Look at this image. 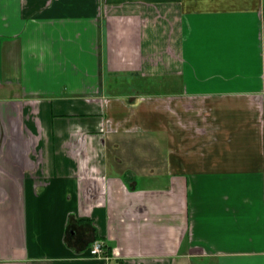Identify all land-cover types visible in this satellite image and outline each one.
<instances>
[{"label":"crops","instance_id":"0c3cea01","mask_svg":"<svg viewBox=\"0 0 264 264\" xmlns=\"http://www.w3.org/2000/svg\"><path fill=\"white\" fill-rule=\"evenodd\" d=\"M0 264H264V0H0Z\"/></svg>","mask_w":264,"mask_h":264},{"label":"built area","instance_id":"2783aa9c","mask_svg":"<svg viewBox=\"0 0 264 264\" xmlns=\"http://www.w3.org/2000/svg\"><path fill=\"white\" fill-rule=\"evenodd\" d=\"M104 242L100 239H95L90 247V253L93 256L100 257L105 253Z\"/></svg>","mask_w":264,"mask_h":264}]
</instances>
